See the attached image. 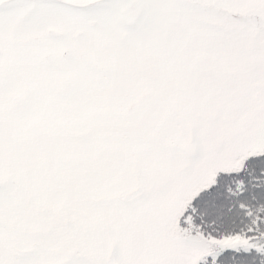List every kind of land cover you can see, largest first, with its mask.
I'll use <instances>...</instances> for the list:
<instances>
[{
	"label": "snow or ice",
	"instance_id": "6c2138e0",
	"mask_svg": "<svg viewBox=\"0 0 264 264\" xmlns=\"http://www.w3.org/2000/svg\"><path fill=\"white\" fill-rule=\"evenodd\" d=\"M0 264H264V0H0Z\"/></svg>",
	"mask_w": 264,
	"mask_h": 264
}]
</instances>
